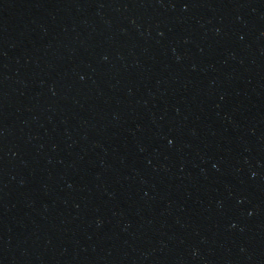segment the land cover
<instances>
[{
	"label": "water",
	"instance_id": "1",
	"mask_svg": "<svg viewBox=\"0 0 264 264\" xmlns=\"http://www.w3.org/2000/svg\"><path fill=\"white\" fill-rule=\"evenodd\" d=\"M0 264H264V0H0Z\"/></svg>",
	"mask_w": 264,
	"mask_h": 264
}]
</instances>
